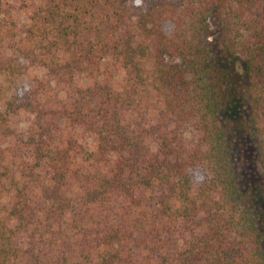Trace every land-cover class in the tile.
Here are the masks:
<instances>
[{"label":"trees","instance_id":"1","mask_svg":"<svg viewBox=\"0 0 264 264\" xmlns=\"http://www.w3.org/2000/svg\"><path fill=\"white\" fill-rule=\"evenodd\" d=\"M131 2L0 0V264H264V0Z\"/></svg>","mask_w":264,"mask_h":264},{"label":"rangeland","instance_id":"2","mask_svg":"<svg viewBox=\"0 0 264 264\" xmlns=\"http://www.w3.org/2000/svg\"><path fill=\"white\" fill-rule=\"evenodd\" d=\"M144 2L145 0H132L130 6L132 7L133 10H135V7L141 9V8H144L145 6ZM9 92L10 91L7 90L5 85H3V90L0 92V96H2L3 94L4 96L5 95L7 96ZM18 92H21L19 88H18ZM0 104H1V99H0ZM227 115L229 116L228 117L229 120L234 123L238 119V117L233 112L228 111ZM29 119L30 118H27V115H24V114L17 115L12 120V126L19 131L24 130L27 127ZM236 126H237L236 124L233 125V127H236ZM181 137H182L183 143H185L186 145L191 143L194 139L193 134L187 129H184L182 131ZM234 137L236 139V145H237L236 147H237L238 155L240 158H242L241 164L244 170L246 171V174L251 184H256L257 182L260 181L261 174H260L259 165L256 160L257 154H256L255 143L252 139H250L246 134H244L241 131L236 132ZM83 141L85 142V144L91 145V140L89 138L85 137ZM188 172L191 175L194 183H198L203 176V171L197 167L188 168ZM263 183L264 182H262L261 187H263ZM254 190L259 191V189L258 188L256 189V187L255 189H253V191ZM256 196L259 199V201H262L263 198L259 196L258 192Z\"/></svg>","mask_w":264,"mask_h":264}]
</instances>
